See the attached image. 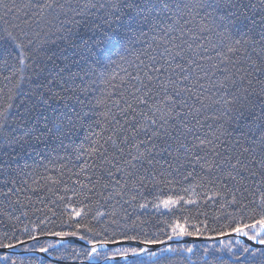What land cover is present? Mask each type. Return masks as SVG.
<instances>
[{
    "label": "snow or ice",
    "instance_id": "1",
    "mask_svg": "<svg viewBox=\"0 0 264 264\" xmlns=\"http://www.w3.org/2000/svg\"><path fill=\"white\" fill-rule=\"evenodd\" d=\"M54 22H59L56 31L64 33L59 37L64 47L48 54L42 51L48 41L40 39L47 33L36 29L44 25L51 30ZM149 32L161 34L163 51H145V58L127 61ZM113 57L134 70L122 69L127 80L120 118L103 113L111 134H93L100 138L91 141V162L74 173L79 189H65L83 197L79 206L66 204L62 215L67 220L58 226L47 216L31 229L25 226L26 239L14 228L5 232L0 250L8 251L0 261L43 264L37 256L42 253L51 258L49 264L69 258L80 264H177L184 260L180 254L194 249L168 242L204 236L207 221L197 227L187 217L166 220V238L160 239L148 234L151 218L138 214L149 203L137 201L146 199L149 185L167 186L174 182L168 177L179 175L184 180L198 177L201 187L212 185L207 199L219 197L221 208L234 209L228 214L233 222L206 239L235 235L252 242L237 240V250L223 240L222 247L204 246L202 264H253L256 258L264 264V250L256 247L264 246V0H0V62L11 72L0 88L5 95L0 104V197L20 204L12 201L21 190L15 187L23 171L20 161L41 152V144L55 151L49 141L60 140L77 125L84 127L95 115L93 108L104 101L96 99L94 105L88 99L95 83L90 78L117 64ZM114 79L112 75L105 83ZM25 83L30 88L23 93V112H13ZM156 201L152 207L158 212L173 214L178 207L184 211L183 205L198 204L185 195ZM0 215L11 219L7 211ZM48 237L55 242L41 243ZM72 238L87 247L73 249L71 256L54 255ZM129 243L142 246L123 247Z\"/></svg>",
    "mask_w": 264,
    "mask_h": 264
},
{
    "label": "trees",
    "instance_id": "2",
    "mask_svg": "<svg viewBox=\"0 0 264 264\" xmlns=\"http://www.w3.org/2000/svg\"><path fill=\"white\" fill-rule=\"evenodd\" d=\"M17 2L19 3L20 0H17ZM248 2L249 0H245V3ZM251 2L259 3V0H251ZM207 11L211 12V9H208ZM201 15H204L203 10H201ZM197 22H199V17H197ZM205 22H208V20ZM57 27H59V22H54L51 26V30H49V28L45 27L44 25H41L40 29H36L37 31L42 29L44 33H47L46 36L42 35L40 39L48 41V43L44 45V49H42V51H46L48 54L58 51L59 47H64V41L59 38L64 35V33L57 32ZM145 31H147V29H145ZM153 35H156L155 40H153ZM213 39L215 38L213 37ZM52 41H55V43H52ZM157 45H160V47H157ZM135 48L137 51L129 54L127 56V61L135 62L136 55H141V58H145L143 55L145 51H147L149 55L162 52L163 41L161 40V34L149 32L147 36L141 38L140 42L135 45ZM113 59L117 61V64L108 68L104 72V75L97 74L90 78L91 80H94L95 83L91 87L88 99L92 100L94 105L96 99H102L104 103L95 105L93 108L95 115L91 116L90 120L85 121V126L81 127L77 125L66 136H62L60 140L49 141L48 143L51 144L52 148H55V151H52L51 148L45 147L43 144H41L39 146L40 149H42L41 152L29 153L20 161L23 171L21 174L16 176L15 187L21 190L12 196V201L14 202L18 199L20 204H14L8 200H5L3 197H0V213L7 211L11 214V219L8 216L0 215V237H2L5 232L11 234L14 228L17 236H19L21 239H26V234L22 232L25 226L31 229L33 222L38 223L39 220L44 219L46 216L54 221L55 225L58 226L61 224L62 220H67V216L62 215L66 204L72 203L74 206H79L78 201L83 197H74L71 191L66 192L65 189L73 187L79 189V185L75 184L77 177L74 175V173L79 172L80 168L84 166L85 161L89 163L91 162V159L88 156V151L92 146L91 141L99 139L100 136L106 138L111 134L108 125L105 123V117L103 113L111 111L117 115V118H120L119 109L124 107L122 94H124L126 91L125 82L127 80V77L125 76V73L122 71V69H127L129 72H133L134 70L133 67H129L128 62L121 61L118 57H113ZM57 63L62 64L61 61H57ZM71 70L77 71L78 69L75 66H72ZM7 75H11L10 70L4 67L3 63L0 62V88H3L4 84L7 83L3 79L4 76ZM112 75L115 76V79L111 81V84L105 83V81ZM29 88L30 85L27 83L21 85V94L17 95L14 100V103L17 105V107L12 110L13 112H23V108L20 107V105L21 101L26 99L23 93H27ZM4 91L6 93L7 89ZM4 99V93H0V104L4 102ZM116 105H119V107ZM48 114L52 115L50 109ZM208 115H212L211 108L208 110ZM89 123H91L90 128L88 127ZM208 123H212V121L209 120ZM94 133L100 134V136L93 135ZM101 143H103L102 139ZM25 165L27 166L25 167ZM0 179H2V177H0ZM168 179L173 180L174 182L167 186L149 185V187L143 192V197L146 199L138 198L137 201L138 203H149V207L147 209H138V214L140 215L141 219L151 218L152 223L149 224L147 228L148 234L150 236L154 234L160 239H165L166 237L164 233L167 232L168 229L164 221H171L177 217H187L188 223L190 225L195 224L197 227H203L204 225L201 222L207 221L208 230L205 231L204 236H193L204 238L207 236H214L216 231L222 230L225 225L233 222L228 216L229 213L234 212L232 206H225L224 208H221L220 205L223 203V201L220 200L219 197H216L215 200L207 199L209 196L213 195L212 185L209 184L207 187H201L198 183V177L184 180L182 176L174 175L173 177H168ZM80 180L84 183H87V180L84 178V176H80ZM176 181H179V183ZM2 187L3 186L0 185V188ZM184 188L189 189L188 193L182 191ZM168 195H185L186 197L192 196V198L198 201V204L183 205L184 211L179 210L178 207L175 210V214L172 212H167L164 209H161L158 212L152 207V203L157 202V197L163 199ZM61 196L65 197V200L58 199ZM68 197H73L72 201H68ZM227 198L230 199V197ZM85 203H88V201H85ZM95 208L96 206L93 205V212H95ZM49 209L54 211L56 215H52V211H48ZM101 210L103 211L106 209ZM22 212H27L28 215L23 216L21 214ZM16 217H19V220H16ZM88 219H91V214ZM92 223L96 224V221H92ZM48 227L52 228L54 225L49 224ZM97 227H99V225H97ZM160 229H163V231H160ZM56 230H60V228L56 227ZM45 239L55 242L54 239H50L49 237L41 238V243H43ZM237 240L238 239L236 238H230L224 242L228 243L231 241L233 250H237L241 247L240 244L236 243ZM241 243L245 244L243 242ZM208 245L222 247L220 242L172 245L173 247L191 246L194 249L193 253L180 254L184 257V260H178L177 264H202L201 257L203 256V247ZM82 248L84 247L72 242L66 248H59V250L56 251L54 255L71 256L73 249L79 251ZM261 249L264 250V248ZM17 250L19 251V249ZM40 260L43 261V264H49L50 261V259L43 257H40ZM59 261L77 262L80 264V260L72 258ZM0 264H4V262L0 261ZM51 264L59 263L51 261ZM120 264H122V262H120ZM253 264H260V259L256 258Z\"/></svg>",
    "mask_w": 264,
    "mask_h": 264
},
{
    "label": "water",
    "instance_id": "3",
    "mask_svg": "<svg viewBox=\"0 0 264 264\" xmlns=\"http://www.w3.org/2000/svg\"><path fill=\"white\" fill-rule=\"evenodd\" d=\"M230 238H236L245 244H251L252 243V242L248 241L246 237H237L235 235L219 237V238L213 239V240H209V239H206L204 237H183L180 240H172V241H169L168 243L171 245H174V244H193V243H213V242H220L221 240L225 241V240L230 239ZM50 239L55 240V238H52V237H50ZM72 242L76 243L82 247H87V245L84 241H79V240H76L75 238H72ZM123 246H135V247H137V246H142V245H137L135 243H129V244H125ZM111 247H116V246H111ZM256 247L264 248V246H260V245H256ZM6 251H8V250H0V255H2ZM37 256L51 260V258L48 257L46 254L37 253ZM53 262H56L59 264H79L77 262H65V261H53Z\"/></svg>",
    "mask_w": 264,
    "mask_h": 264
}]
</instances>
